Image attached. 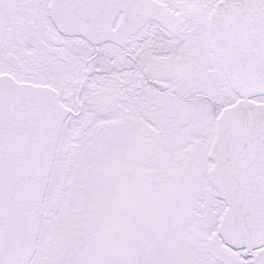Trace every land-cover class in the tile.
Listing matches in <instances>:
<instances>
[{"label":"snow or ice","instance_id":"1","mask_svg":"<svg viewBox=\"0 0 264 264\" xmlns=\"http://www.w3.org/2000/svg\"><path fill=\"white\" fill-rule=\"evenodd\" d=\"M0 264H264V0H0Z\"/></svg>","mask_w":264,"mask_h":264}]
</instances>
